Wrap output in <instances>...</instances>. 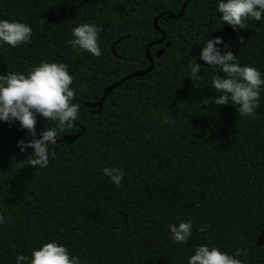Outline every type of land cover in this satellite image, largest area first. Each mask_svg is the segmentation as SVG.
I'll return each instance as SVG.
<instances>
[{"label":"trees","instance_id":"trees-1","mask_svg":"<svg viewBox=\"0 0 264 264\" xmlns=\"http://www.w3.org/2000/svg\"><path fill=\"white\" fill-rule=\"evenodd\" d=\"M0 0V19L29 25L27 43L0 46V74L24 73L41 60L62 61L72 76L73 99L93 103L122 77L152 70L114 88L101 108L79 104L80 137L53 147L46 167H30L16 147L27 140L18 123L0 122V264L30 258L55 240L80 264H187L197 245L216 246L243 264H264V91L251 115L216 105L211 87L219 68L198 59L202 41L220 37L240 65L264 77V14L233 31L215 0ZM157 19L154 29L152 20ZM79 23H95L100 55L73 50L66 41ZM118 39L111 53V45ZM168 46L165 47V43ZM201 43V44H200ZM227 46V47H225ZM163 49L159 57L155 54ZM196 57L199 81L189 79ZM210 102L202 105L201 99ZM170 116L164 123L163 117ZM37 132L56 128L57 140L79 127L59 128L37 116ZM116 166L113 185L101 172ZM191 218V235L173 243L169 223ZM205 231H198L200 226ZM27 264V261L22 262Z\"/></svg>","mask_w":264,"mask_h":264},{"label":"clouds","instance_id":"clouds-1","mask_svg":"<svg viewBox=\"0 0 264 264\" xmlns=\"http://www.w3.org/2000/svg\"><path fill=\"white\" fill-rule=\"evenodd\" d=\"M215 7L221 21L233 31L244 29L248 19L259 21L264 14V0H215ZM100 31L95 23H79L71 29V38L66 44L73 50L99 56ZM31 34V27L23 22L0 19V46L16 47L27 43ZM201 43L198 59L207 66L218 67L224 74L213 72L211 76V87L221 93L212 97L211 103L225 105L230 102L236 106L235 112L240 116L251 115L258 106L261 91H264V77L260 71L251 65L238 64L230 50L221 51L219 46L223 42L220 37L206 38ZM195 60L196 57L188 59L189 79L199 81L197 74L201 66ZM71 84L72 76L67 64L55 60H41L26 75L15 72L0 74V122L18 123L21 129L26 130L29 139L17 140L16 147L22 153L26 148L31 149L26 157L30 167H46L57 143L56 128L45 127L39 132L34 129L37 116L55 121L59 128L71 127L78 119L79 104L73 99ZM209 102L203 98L199 103L207 105ZM170 119V116H165L163 122L169 123ZM101 172L117 187L124 176L116 166L103 167ZM4 222V217L0 216V223ZM191 228V218L169 223L171 241L185 243L191 235ZM198 231H205V226H200ZM246 255L247 249L237 248L229 255L216 246L201 244L194 247L187 264H243L237 257ZM24 261L27 264H80L79 257H70L68 249L55 240L34 248L30 258L20 254L15 256V264Z\"/></svg>","mask_w":264,"mask_h":264},{"label":"water","instance_id":"water-1","mask_svg":"<svg viewBox=\"0 0 264 264\" xmlns=\"http://www.w3.org/2000/svg\"><path fill=\"white\" fill-rule=\"evenodd\" d=\"M188 0H184L183 4H182V7H181V10L180 12L177 14V15H174L173 13H167V17L169 19H172V20H175V19H178L180 16H181V13L183 12V10L185 9L186 7V4H187ZM162 16V14L156 16L153 18L152 20V23H153V26H154V29L155 30H158L161 34V37L159 40H157L156 42L157 43H161L164 41L165 39V35L163 32H161L157 26H156V22H157V19H159L160 17ZM120 41V39H118L116 42H114L112 45H111V53L114 54V46L115 44H117L118 42ZM152 45V43H149L145 49V53H146V57L148 59V62H149V66L147 67V69L143 70V71H136V72H132L124 77H122L119 81L115 82V83H112L110 86H108L102 96L98 99V100H95L93 103H88V102H83V101H77L74 99L75 102H78L82 105H84L85 107L87 108H92V109H95L97 108L98 110L101 108V105L104 103L105 101V98L108 96V94L114 89L116 88L117 86H119L121 83H123L124 81L128 80V79H131L133 77H141L143 75H146L147 73H149L151 70H152V67H153V59L151 57V55L148 53V49L149 47ZM168 46V43L166 42L165 43V47ZM163 52V49H159L157 51V53L155 54V57H159ZM73 125H77L79 127V131L77 133H74V134H71V135H66L60 139L57 140V143H61V142H65V141H69V140H74V139H77L78 137H80L84 131V128L77 124L76 122L73 123ZM34 129L36 130L35 126H34ZM37 131V130H36ZM10 132L9 131H3V132H0V135L1 134H9Z\"/></svg>","mask_w":264,"mask_h":264}]
</instances>
